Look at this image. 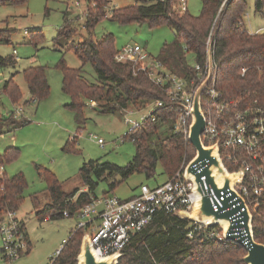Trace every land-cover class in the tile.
I'll use <instances>...</instances> for the list:
<instances>
[{
	"label": "trees",
	"instance_id": "obj_1",
	"mask_svg": "<svg viewBox=\"0 0 264 264\" xmlns=\"http://www.w3.org/2000/svg\"><path fill=\"white\" fill-rule=\"evenodd\" d=\"M95 5L85 15L84 28L87 35L68 47L80 60L78 68L68 67L64 61L58 63L62 74L61 88L70 97L69 107L82 121L85 101H95L102 112H114L128 107L139 108L146 102L161 99L163 105L156 110L157 119L147 122L144 127L129 130L123 138H129L135 146L131 160L124 165L89 160L79 168L83 188L65 192L61 182L47 168L38 166V174L45 181L49 195L47 202L35 215L39 221L71 217L79 208L96 197L98 181L107 182L110 191L116 186V178L125 180L133 173H142L147 178L154 177L156 167L171 178L181 166L194 156L195 150L188 138L174 132L172 122L178 108L172 105L163 89L154 85L142 71L129 62L114 59L117 47L112 33L93 37L95 24L110 18L120 23L146 22L149 25L165 22L174 30V39L164 43L156 58L172 73L187 80L196 79V70L187 64L186 55L191 53L200 65L206 61L207 38L211 32L212 56L215 86L227 98L241 99L260 107L264 112V31L249 32L244 24L246 0H200L201 10L192 15L188 10L173 11L168 0H136L130 6L113 8L109 14L104 8L107 0H94ZM26 0H0V3L20 4ZM255 12L264 10V0H254ZM68 21L62 25L54 37L59 46L62 39L69 38L77 29ZM0 35V42L9 35ZM12 56L0 55V66L13 65ZM90 64L97 74V82L87 80L84 65ZM246 69L242 72V68ZM24 80L30 95L35 101L45 97L49 87L44 67L29 66L23 70ZM4 90L9 92L11 101L20 97L18 87L10 80L4 82ZM255 101V102H253ZM4 118H8L4 116ZM84 119V118H83ZM24 121H19L22 124ZM12 120L2 127L8 130L15 127ZM65 148L74 149L67 143ZM17 147H7L0 155V165L17 157ZM232 169L230 165H227ZM158 183V182H156ZM155 183V184H156ZM22 172L8 176L0 171V217L7 210H17L22 202V191L26 186ZM111 194V193H110ZM103 195H108V192ZM133 196V195H132ZM189 220L173 213L159 211L140 231L131 235L121 250L117 264H245L242 246L229 241L201 240L188 238L186 228ZM252 231L257 242L264 244V206L252 211ZM85 228H74L58 254L50 264H75L76 256ZM49 264V263H48Z\"/></svg>",
	"mask_w": 264,
	"mask_h": 264
},
{
	"label": "rangeland",
	"instance_id": "obj_2",
	"mask_svg": "<svg viewBox=\"0 0 264 264\" xmlns=\"http://www.w3.org/2000/svg\"><path fill=\"white\" fill-rule=\"evenodd\" d=\"M136 0H107L104 8H122L134 4ZM94 0H26L20 4L0 3V35H9L0 42V55L12 56L13 65L0 66V121L12 120L15 125L0 131V155L7 147H17L18 155L11 161L3 162V172L13 176L22 172L26 186L22 191V202L15 211L23 219L28 239L31 242L28 252H23L13 260V264H48L56 256L57 249L69 238L75 228L77 215L54 220L39 221L36 211L41 209L50 198L45 189V181L38 174V166L47 168L61 182L65 192L83 188L79 168L89 160L124 165L132 159L135 146L128 137L123 138L130 128L124 121L125 116L135 119L145 110L134 111L132 115L122 110L102 112L85 101L82 121L69 107L70 97L61 88L62 74L58 63L64 61L68 67L78 68L80 60L68 47L81 42L87 35L84 28L88 7ZM186 8L192 15L201 10L200 0H185ZM254 0H246L243 21L249 30L264 26V15L254 10ZM112 8V9H113ZM110 11H106L109 14ZM73 24L77 32L62 39L59 46L54 37L65 22ZM27 31V32H24ZM212 30L209 31L208 37ZM112 33L117 48L125 44L138 43L156 57L164 43L174 39V30L165 22L149 25L146 22L120 23L109 17L98 21L92 31L93 37ZM212 37V36H211ZM212 40V38H211ZM15 50V53H13ZM187 64L196 63L193 55H186ZM44 67L48 93L40 100L30 99L24 80L23 70L29 66ZM84 75L87 80L97 82V74L90 64H85ZM246 68L244 67V70ZM242 72H244L242 70ZM10 80L20 92L16 102L11 101L9 92L4 90V82ZM21 107V110L18 108ZM17 108L18 114L14 110ZM131 107L126 108L129 110ZM7 116L8 118H4ZM84 118V119H83ZM101 138L103 143L97 142ZM74 145V149L65 148V144ZM167 179L160 164L154 177L147 178L142 173H133L125 180L116 178V186L109 190L107 182L98 181L95 188L97 197L104 193L120 198L130 197L138 192L143 182L153 185ZM1 248V239H0ZM0 264H4L0 259Z\"/></svg>",
	"mask_w": 264,
	"mask_h": 264
},
{
	"label": "built area",
	"instance_id": "obj_3",
	"mask_svg": "<svg viewBox=\"0 0 264 264\" xmlns=\"http://www.w3.org/2000/svg\"><path fill=\"white\" fill-rule=\"evenodd\" d=\"M168 1L173 11L181 13L187 9L185 0ZM112 8L109 7L107 11ZM210 42L211 35L207 38V45ZM114 59L131 63L135 72H144L154 85L165 91L168 101L178 108L172 129L187 137L193 93L207 75V59L203 65L195 63L193 66L196 70L194 81L170 72L158 58L150 55L145 47L138 43L117 48ZM242 70L244 71V67ZM92 103L93 101L91 105H94ZM162 105L161 99H155L139 108L124 109L123 111L130 115L134 111L145 110V113L139 114L135 119L125 116V123L131 125L129 130L144 127L147 122L155 121L156 110ZM200 105L205 120L201 133L202 141L207 145L216 144L219 156L229 171H240L241 175L238 181L233 183V187L244 198L252 213L256 207L264 206V112L252 103H242L241 99L225 97L215 86L214 70L211 79L203 88ZM18 110H21V107ZM14 112L18 114L17 108ZM97 142L102 144L103 140L97 138ZM2 169L0 165V171ZM183 169L184 166H181L173 177L160 183H141L138 192L127 198L113 194L92 198L76 212L79 219L75 227L87 230L90 244L99 256L121 252L131 235L150 223L159 211L175 214L178 210H191L196 195L192 190L193 183L184 179ZM210 194L213 195L212 192ZM213 207L215 208L214 205ZM15 211L7 210L0 217V259L4 264H13V260L26 252L30 244L24 221ZM92 215L97 217L98 222L88 230L90 222L87 219ZM186 236L225 241L219 222L208 225L206 221L189 220ZM61 247L57 249V254Z\"/></svg>",
	"mask_w": 264,
	"mask_h": 264
},
{
	"label": "water",
	"instance_id": "obj_4",
	"mask_svg": "<svg viewBox=\"0 0 264 264\" xmlns=\"http://www.w3.org/2000/svg\"><path fill=\"white\" fill-rule=\"evenodd\" d=\"M206 59L207 75L195 89L190 107L191 120L187 138L195 153L183 169L184 179L193 183L192 190L196 200L191 210H178L175 215L188 220L206 221L208 225L219 222L225 241L244 248L242 261L245 264H264V244L253 237L252 213L244 198L233 187L241 173L238 170L229 171L219 156L216 144L207 145L201 138L205 120L200 98L214 69L211 42L207 45ZM179 106L185 107L181 104ZM120 256L121 252L99 256L90 244L89 234L85 232L81 237L75 264H117Z\"/></svg>",
	"mask_w": 264,
	"mask_h": 264
},
{
	"label": "crops",
	"instance_id": "obj_5",
	"mask_svg": "<svg viewBox=\"0 0 264 264\" xmlns=\"http://www.w3.org/2000/svg\"><path fill=\"white\" fill-rule=\"evenodd\" d=\"M258 14H260V15H264V10L262 11V12H258ZM249 30V29H248ZM249 31H252V32H260V31H264V26H257V27H255V28H253V30H249ZM12 128H15V127H12ZM164 181V180H163ZM143 183V182H142ZM81 190H85V188H81ZM76 215V214H75ZM72 217V216H71ZM87 220H89V225H88V230L92 227V226H94L95 224H97V222H98V219H97V217L96 216H94V215H92V216H90ZM78 221V220H77ZM77 221H76V223H77ZM76 225V224H75ZM30 242V241H29ZM30 244H31V242H30ZM29 248H30V245H29ZM29 248H28V250H29ZM60 248V247H59ZM58 248V249H59ZM28 250L26 251V252H28Z\"/></svg>",
	"mask_w": 264,
	"mask_h": 264
}]
</instances>
